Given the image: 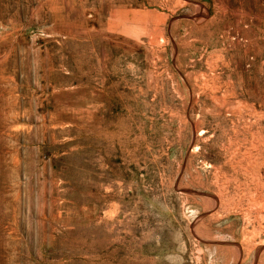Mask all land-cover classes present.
I'll return each mask as SVG.
<instances>
[{"label":"rangeland","instance_id":"374dc122","mask_svg":"<svg viewBox=\"0 0 264 264\" xmlns=\"http://www.w3.org/2000/svg\"><path fill=\"white\" fill-rule=\"evenodd\" d=\"M0 264H264V0H0Z\"/></svg>","mask_w":264,"mask_h":264},{"label":"bare ground","instance_id":"6f19581e","mask_svg":"<svg viewBox=\"0 0 264 264\" xmlns=\"http://www.w3.org/2000/svg\"><path fill=\"white\" fill-rule=\"evenodd\" d=\"M85 206V205H84Z\"/></svg>","mask_w":264,"mask_h":264}]
</instances>
